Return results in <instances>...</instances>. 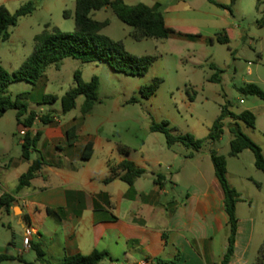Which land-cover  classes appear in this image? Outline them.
Returning <instances> with one entry per match:
<instances>
[{
	"label": "rangeland",
	"instance_id": "1",
	"mask_svg": "<svg viewBox=\"0 0 264 264\" xmlns=\"http://www.w3.org/2000/svg\"><path fill=\"white\" fill-rule=\"evenodd\" d=\"M29 1L33 3V10L19 16L16 25L10 28V36L0 40V65L9 72L16 70L31 52L35 34L46 25L56 26L62 31H72L75 26V0H0V4L14 13ZM123 1L150 6L159 2L168 36L133 38L132 27L121 21L109 6L93 10L91 16L97 20L108 19V25L101 32L121 41L129 53L155 57L146 73L126 74L113 70L104 61L84 62L65 57L58 64L48 66L37 83L12 81L5 93L15 99L19 92H28L25 100L28 110L38 113L51 110L61 117L62 122L76 117L79 123L85 121L92 131L101 126L102 133H108L132 157H139V149L144 148L149 156L148 169L161 171L168 177L173 175L176 185L171 188L167 183V187L178 200L185 196L192 184L202 185V177L194 176V172H201L207 179L214 175L210 158L212 149L226 157L229 182L246 193L248 189L254 190L255 185L248 180L264 182V171L254 167V155L249 149L241 155L229 153V141L233 137L229 127L234 122L231 117L223 119V132L219 139L206 141L191 161L185 155L192 148L180 142L168 146L165 135L151 131L150 126L153 122L166 120L174 135L190 133L203 138L222 107L234 113L248 109L256 116L255 125L249 126L241 120L237 123L241 131L261 147L264 155V100L240 91L247 82H254L264 90V24H260L264 1L258 5L257 0H215L230 8L210 0ZM65 11H68V16L64 15ZM222 29L228 34L227 43L216 39ZM76 70H80L84 81H89L92 76L98 78L97 101L85 117L81 110L84 95L78 96L76 106L70 111L62 112L61 109L60 97L74 86ZM215 71H219V80H211ZM155 78L160 79L155 92L144 96L141 87ZM44 94H55L58 99L41 103ZM16 112L15 108H9L0 116V164L7 158L1 142L3 136L9 141L10 155L19 157L22 154L19 140L24 136L19 133L22 123L18 121ZM35 121L41 124L38 119ZM153 159H159V164H154ZM167 165L172 166L169 168ZM178 167L180 171L177 173ZM48 222L51 229L56 225L53 217H49ZM53 239V254L46 257L57 263L61 241L59 233ZM46 241L49 245L50 239ZM43 249L45 251V246ZM28 255L27 263L9 261L0 264H44L35 259V250L30 249ZM105 260L99 264H110L108 258Z\"/></svg>",
	"mask_w": 264,
	"mask_h": 264
},
{
	"label": "crops",
	"instance_id": "2",
	"mask_svg": "<svg viewBox=\"0 0 264 264\" xmlns=\"http://www.w3.org/2000/svg\"><path fill=\"white\" fill-rule=\"evenodd\" d=\"M56 118L47 125L34 121L28 128L31 135L41 132L28 158L10 155L9 141L1 137L7 158L0 164V196L14 191L19 176L33 160L43 158L45 162L30 184L14 196L9 211L0 207V252L16 256L5 263H27L31 248H23V237L26 227L31 226L37 231L32 241L42 242L45 255L53 254V237L59 233L57 260L98 249L118 258L109 259L110 264H155L157 257L172 258L176 253L179 264H221L227 246L228 215L215 174L207 179L201 172H194V176L202 177V185L192 184L178 200L167 187V183L171 188L176 185L173 175L148 169L149 156L144 148L139 149V157H132L108 133H102L101 126L92 131L76 117L66 122L60 116ZM71 125L76 126L77 138L67 145L65 130ZM88 141L92 152L83 159ZM244 151L248 149L237 155ZM196 153L186 154L185 158L191 161ZM126 158L144 168V174L134 180L132 187L119 177L105 182L110 166ZM157 174L164 176L159 178L160 184L154 181ZM248 181L255 185L248 193L230 182L240 200L236 203L234 252L228 264H255L264 244V182ZM49 217L56 223L52 229L48 227Z\"/></svg>",
	"mask_w": 264,
	"mask_h": 264
},
{
	"label": "trees",
	"instance_id": "3",
	"mask_svg": "<svg viewBox=\"0 0 264 264\" xmlns=\"http://www.w3.org/2000/svg\"><path fill=\"white\" fill-rule=\"evenodd\" d=\"M211 2L230 8L215 0ZM264 0H257V4H261ZM109 6L115 15L124 23L132 27V36L135 39L144 37L165 38L169 31L166 26L164 15L160 9V3L156 2L150 6L142 2L135 4H127L123 0H75L74 22L75 26L72 31H62L56 26L46 27L34 36V43L31 52L21 62L19 67L13 72L7 71L0 65V116L9 108L17 110L16 117L23 126L27 127V131L23 135L22 156L29 157L30 150H35L41 132L38 130L34 135L28 131L32 127L33 122L38 119L43 125H47L57 117L55 112L47 110L38 113L35 110H28L25 100L28 98V92H19L15 99H12L5 93L7 86L16 80H25L30 83H37L44 71L51 64H58L65 57H74L84 62L104 61L113 70L126 74L142 75L146 73L150 64L155 57L151 55L136 56L125 50L121 41L114 40L101 32V29L108 25L109 20H97L91 16L93 10ZM34 6L31 1L27 2L14 13L8 8L0 4V40L7 39L10 36V28L16 25L18 17L30 13ZM68 11L64 12L68 16ZM260 24H264V14L260 20ZM219 42L227 43L229 41L228 34L224 29L216 35ZM219 71H215L211 75V80H219ZM75 84L68 89L61 97L62 112H68L76 106V99L80 95H84L85 99L82 103V113L85 115L91 111L94 103L97 101L96 90L98 86L97 76H92L89 81H84L80 70L74 72ZM159 78H155L153 82L142 86L141 91L144 96H149L155 92ZM243 94H252L264 100V90L254 82H247L240 87ZM58 99L55 94L42 95L40 102L49 103ZM229 116L234 122L229 129L233 137L229 141L231 155H237L245 149L252 151L254 155V165L257 169L264 171V155L261 147L255 143L248 135L241 131L237 120L243 121L249 126H254L256 116L248 109H244L239 113L228 112L225 107L221 108L220 114L213 121L206 137L196 138L190 133L174 135L171 128L168 127V121L163 120L159 123L153 122L150 126L151 131H159L165 135L166 143L171 146L175 142H180L186 147L195 151H199L206 141H215L219 139L223 132V119ZM23 117V119H22ZM66 143L72 145L76 138V126L71 125L65 130ZM92 152V143L88 141L84 145L82 158L86 159ZM210 158L213 164L215 176L222 187L224 197L223 206L228 215L227 221V246L222 257L221 264H228L234 252V242L237 230L238 217L236 215V203L240 200V194L237 189L230 184L227 178V161L226 157L218 154L214 149L210 151ZM45 163L43 158H37L32 161L26 171L21 173L18 178L16 188L13 192H5L0 196V207L5 211H9L14 196L24 187L30 184L41 165ZM145 169L137 166L129 159H123L115 166H110L109 175L104 179L105 182L113 178L119 177L126 181L130 187L136 178L142 176ZM164 176L157 174L154 181L160 184L159 178ZM30 248L35 250L36 259L44 264H99L103 259L118 261V258L110 256L106 250L94 249L90 253L84 254L77 252L74 254L64 255L57 263L50 261L44 252L42 242L31 241ZM16 256L0 252V263L15 259ZM179 253L172 258L155 259V264H179ZM264 259V244L260 248V253L255 264H262Z\"/></svg>",
	"mask_w": 264,
	"mask_h": 264
},
{
	"label": "built area",
	"instance_id": "4",
	"mask_svg": "<svg viewBox=\"0 0 264 264\" xmlns=\"http://www.w3.org/2000/svg\"><path fill=\"white\" fill-rule=\"evenodd\" d=\"M243 100L241 99L240 102H242ZM55 120H57V118H55ZM27 131V128L25 126H22L21 129L19 130V133L21 135H24L25 132ZM36 230L33 229L31 226L26 227L25 229V235L23 237V248L24 249H29L30 248V243L32 241V236L33 234H36Z\"/></svg>",
	"mask_w": 264,
	"mask_h": 264
}]
</instances>
